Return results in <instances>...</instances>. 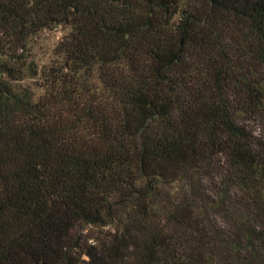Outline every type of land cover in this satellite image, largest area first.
Instances as JSON below:
<instances>
[{"label": "trees", "instance_id": "1", "mask_svg": "<svg viewBox=\"0 0 264 264\" xmlns=\"http://www.w3.org/2000/svg\"><path fill=\"white\" fill-rule=\"evenodd\" d=\"M254 121L264 0H0V264H264Z\"/></svg>", "mask_w": 264, "mask_h": 264}, {"label": "rangeland", "instance_id": "2", "mask_svg": "<svg viewBox=\"0 0 264 264\" xmlns=\"http://www.w3.org/2000/svg\"><path fill=\"white\" fill-rule=\"evenodd\" d=\"M69 32L70 30L67 27H55L41 32L30 41L27 58L29 71L24 83L31 86L38 94L41 92L38 88L40 78L43 72L58 59L57 46ZM249 126L255 135L264 133L263 122L254 121Z\"/></svg>", "mask_w": 264, "mask_h": 264}]
</instances>
